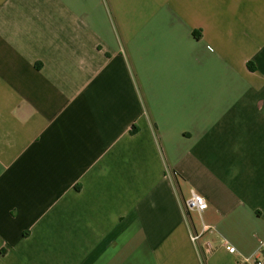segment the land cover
Returning <instances> with one entry per match:
<instances>
[{
	"label": "crops",
	"instance_id": "obj_1",
	"mask_svg": "<svg viewBox=\"0 0 264 264\" xmlns=\"http://www.w3.org/2000/svg\"><path fill=\"white\" fill-rule=\"evenodd\" d=\"M262 257L264 0H0V264Z\"/></svg>",
	"mask_w": 264,
	"mask_h": 264
},
{
	"label": "built area",
	"instance_id": "obj_2",
	"mask_svg": "<svg viewBox=\"0 0 264 264\" xmlns=\"http://www.w3.org/2000/svg\"><path fill=\"white\" fill-rule=\"evenodd\" d=\"M186 207L190 211H196L198 213H203L208 209V203L206 199L198 194H193V196L187 201ZM199 236H194L193 240L196 241ZM226 249L230 253H235V248L231 246H226ZM253 264H264V257L257 259Z\"/></svg>",
	"mask_w": 264,
	"mask_h": 264
}]
</instances>
